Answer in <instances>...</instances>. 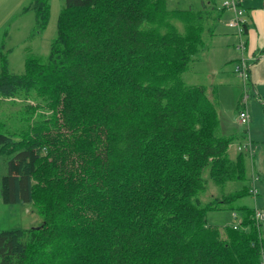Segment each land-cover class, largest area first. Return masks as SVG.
Returning <instances> with one entry per match:
<instances>
[{"label":"trees","instance_id":"trees-1","mask_svg":"<svg viewBox=\"0 0 264 264\" xmlns=\"http://www.w3.org/2000/svg\"><path fill=\"white\" fill-rule=\"evenodd\" d=\"M199 5L64 0L48 54L20 73L2 40L0 98L40 110L0 115L1 196L42 223L1 230L0 264H264V214L240 201L252 156L229 151L247 131L222 133L215 88L185 78L226 13ZM29 11L42 31L49 0ZM221 209L234 221L209 223Z\"/></svg>","mask_w":264,"mask_h":264},{"label":"rangeland","instance_id":"rangeland-1","mask_svg":"<svg viewBox=\"0 0 264 264\" xmlns=\"http://www.w3.org/2000/svg\"><path fill=\"white\" fill-rule=\"evenodd\" d=\"M29 1L0 0V44L2 40L6 43L5 50L9 49L10 68L17 73L25 70L27 55L46 56L48 54L51 42L56 35L58 17L64 6V0H49L48 23L42 31H37L35 30V14L31 11L22 12ZM217 1L220 6L223 4V0ZM263 1L247 0L245 5L251 8L250 10H263ZM199 4L201 0H168L169 8H196L200 6ZM227 19L228 14L225 13L205 56L193 63V70L185 78L190 83H201L209 88H215L216 92L213 95L218 105L222 133L229 135L247 131L251 141L250 147L254 149V153H250L251 150L246 148V143H232L229 151L231 155H234L240 146H243L241 150L248 157L252 156V159L248 161V171L250 177L254 179V183L253 180L250 182L253 187L255 186L256 193H251L240 201L259 208L257 212L260 211L262 218L264 214V74L260 81L253 79L250 81L249 78L246 79L240 75L237 70L242 57L239 45L241 39L245 41L246 37L240 36L234 28L230 27ZM25 103L35 107L36 112L40 110L34 99L0 98V115L18 112ZM242 107H246L249 113L247 123L240 121L239 112ZM235 184L242 186L243 182ZM218 194L217 186L209 181V188L203 195V199H209ZM207 218L209 223L221 226L234 221L232 212L227 209L210 210ZM41 223L42 216L31 204L5 203L0 191V231L7 228L38 226ZM262 227L264 236V218H262Z\"/></svg>","mask_w":264,"mask_h":264},{"label":"crops","instance_id":"crops-1","mask_svg":"<svg viewBox=\"0 0 264 264\" xmlns=\"http://www.w3.org/2000/svg\"><path fill=\"white\" fill-rule=\"evenodd\" d=\"M245 3H247V0H241V5L245 9L244 24L246 25H244L245 29L243 33L241 35L239 34L240 36L245 35L246 37L245 41L241 39L245 45L244 48L241 49V58H245L249 64V75L247 78H249L250 81L252 79L254 81H260L261 76L264 74V8L263 10H250L251 8L245 5ZM226 14H228V22L234 14L228 9H226Z\"/></svg>","mask_w":264,"mask_h":264},{"label":"built area","instance_id":"built-area-1","mask_svg":"<svg viewBox=\"0 0 264 264\" xmlns=\"http://www.w3.org/2000/svg\"><path fill=\"white\" fill-rule=\"evenodd\" d=\"M226 9L230 10L233 12V17L228 21V25L230 27L235 28L238 33L241 35L243 33L244 30V23H245V19H244V15H245V9L242 7L241 5V0H223V4H222ZM242 48H244V42L241 41L240 45ZM264 56V54H263ZM248 68H249V64L246 61L245 58H242L240 65H238V72L240 73V75H242V77H245L247 79L248 77ZM239 116H240V121L242 123H247L249 121V113L247 111L246 108L242 109L239 112ZM251 142L246 145V148L249 149L250 148V153H254V149H252L250 147ZM243 148V146H240V149ZM254 193H256V188L253 189ZM259 215L261 214L260 211L258 212Z\"/></svg>","mask_w":264,"mask_h":264}]
</instances>
